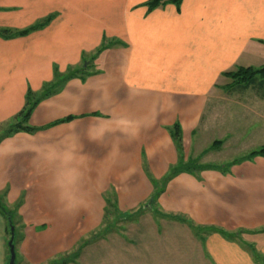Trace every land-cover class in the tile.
<instances>
[{
    "label": "crops",
    "instance_id": "0c3cea01",
    "mask_svg": "<svg viewBox=\"0 0 264 264\" xmlns=\"http://www.w3.org/2000/svg\"><path fill=\"white\" fill-rule=\"evenodd\" d=\"M147 1L0 0V28L23 30L51 16L25 35H0V128L22 110L28 89L41 96L59 76L29 118L38 130L0 141V202L16 222V264L53 262L105 222L107 207L133 211L160 189L153 202L163 214L153 223L166 228L157 232L159 246L138 251L132 239L129 250L115 249L117 264H264V154L219 157L233 147L211 148V135L227 124L209 114L220 98L251 91L264 99L260 77L244 88L224 75L264 65V0L153 9ZM252 133L237 147L264 142ZM69 146L85 160V178L77 207L66 211L50 155ZM179 159L212 167L163 182ZM9 237L0 211V264Z\"/></svg>",
    "mask_w": 264,
    "mask_h": 264
},
{
    "label": "rangeland",
    "instance_id": "374dc122",
    "mask_svg": "<svg viewBox=\"0 0 264 264\" xmlns=\"http://www.w3.org/2000/svg\"><path fill=\"white\" fill-rule=\"evenodd\" d=\"M230 79L228 81H231L233 86L241 85L239 80ZM261 80L264 81V77ZM228 99L230 100L225 101L220 98L214 103L216 109H209L211 118L217 121L218 126L222 123L224 124L221 126L227 124V127H219V130L217 128L218 133L211 135L213 144L219 142L216 145L212 144V149L223 148L226 144L227 147H233V152L225 149L219 154V157H225V161L231 158L232 154H234L233 156L247 155L253 151V148L250 147L259 149L264 145V142L254 145L255 140H249L246 142L250 149L246 146L237 147L241 140L246 139L244 137L249 131H253L252 135L254 136L257 132H261V135L264 134V99L256 98L251 91L243 96L239 95ZM206 114L208 115V113ZM243 122L250 125L246 127ZM7 127L2 126L0 130H5ZM162 215L152 203H147L143 207L124 213L108 208L106 220L99 228L92 231L83 240H79L71 250L53 256V262L49 264H117L120 257L115 255V249L127 248L129 250L130 246L125 243H129L132 239L131 242H135L134 248L138 251L141 250V245L142 248L146 246L149 248L153 245L159 246L160 239L157 232L160 233L166 228H164V222H155L154 224L153 220ZM11 222H13V226H16V222L13 220ZM167 231L178 232L180 228L170 227L167 228ZM126 253L127 258L124 263H129V251ZM170 254L172 252H169L168 256ZM196 263L198 264V261ZM19 264L27 263L20 260Z\"/></svg>",
    "mask_w": 264,
    "mask_h": 264
},
{
    "label": "trees",
    "instance_id": "16d2710c",
    "mask_svg": "<svg viewBox=\"0 0 264 264\" xmlns=\"http://www.w3.org/2000/svg\"><path fill=\"white\" fill-rule=\"evenodd\" d=\"M167 3H173L175 5H179L181 3V0H148L146 2V5L149 9H153L155 7H158V6H164ZM50 19H51V16H49L46 19H44L43 21L36 23L35 25H32L31 27H29L27 29H23V30H12L9 28H0V35L4 38H10V37H14V36L25 35L32 30H36L37 28L44 26ZM224 75L227 77H230L234 80H239L241 87L246 88V87H249L250 85H252L254 82H256L258 77H260V78L264 77V65L261 67H258V68H255L252 66H246V67L240 66L234 70L225 72ZM55 78H57V80H55L54 83H48L44 86L43 91H42L43 93L41 94V96H37L36 93L31 91L30 89L27 90L26 101H25L24 107L15 116L13 122L10 123L8 125V127L3 131V133L0 134V141L4 137L9 136V135H11L15 132H18V131L34 132V131L38 130V128L29 125L28 121H29V118H30L31 113L33 111V108L35 107L37 102L41 99V97L49 95L50 93L53 92V89H56L57 84L59 83V80H58L59 76L56 75V73H55ZM70 118L71 117L66 118V119H62L60 121H65V120H68ZM171 133L173 135L175 142L177 143V148H178L180 156H181V150H182V146H181V142H180L181 141V131H180V126L178 123H176L171 128ZM216 143H219V142H216ZM216 143L213 145H216ZM262 154H264V145L261 146L259 149H255V150L251 151L250 153H248V155L244 156L243 158H248V157H252L254 155H262ZM181 158H182V156H181ZM239 160L240 159H234L229 164L235 163ZM209 167H212V166L209 164H197L193 161L183 162V159H179V162L175 166H173L170 169L169 173L165 176L163 182L168 181V179H170L171 177H173L177 173L182 172L184 170H196V169H203V168H209ZM161 191H162V189L156 191L153 194V196L151 197L150 203L153 204L155 198L158 196V194ZM108 208H111V207L110 206L107 207L106 214H107ZM0 211L3 214V216L6 217L7 222H8V216H10L11 220H13L11 213L3 205L2 202H0ZM12 225H14L13 222H12ZM8 228H9V235H10L9 223H8Z\"/></svg>",
    "mask_w": 264,
    "mask_h": 264
},
{
    "label": "clouds",
    "instance_id": "9594fccd",
    "mask_svg": "<svg viewBox=\"0 0 264 264\" xmlns=\"http://www.w3.org/2000/svg\"><path fill=\"white\" fill-rule=\"evenodd\" d=\"M50 162L57 167L54 187L58 189V197L66 211L77 207L81 196V185L85 178V160L78 155L73 146L63 150L53 149Z\"/></svg>",
    "mask_w": 264,
    "mask_h": 264
},
{
    "label": "water",
    "instance_id": "95a60500",
    "mask_svg": "<svg viewBox=\"0 0 264 264\" xmlns=\"http://www.w3.org/2000/svg\"><path fill=\"white\" fill-rule=\"evenodd\" d=\"M8 223L10 227V237L8 240L9 258L7 264H16V252H15V244H14L15 228L12 225L11 218L9 216H8Z\"/></svg>",
    "mask_w": 264,
    "mask_h": 264
}]
</instances>
